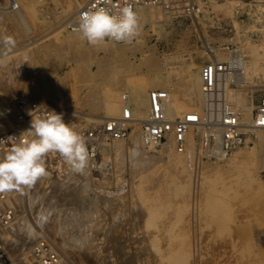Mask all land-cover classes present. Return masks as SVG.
Segmentation results:
<instances>
[{
  "label": "rangeland",
  "instance_id": "1",
  "mask_svg": "<svg viewBox=\"0 0 264 264\" xmlns=\"http://www.w3.org/2000/svg\"><path fill=\"white\" fill-rule=\"evenodd\" d=\"M13 1L0 0V5L12 7ZM17 2L30 30L17 27L19 31L10 33L16 39L14 48L37 42L25 60V75L6 87L53 104L58 101L54 109L64 112L77 131L89 118L98 122L121 116L104 111L105 90L119 91L125 105L128 84L135 78L146 79L149 92L169 89L181 99L192 96L195 89L188 77L215 61L211 55L217 59L219 51L225 54L216 61L231 62L234 72L232 54L245 63V82L235 77L227 86L237 114L243 117L251 110L253 117L264 97V0H157L147 6L149 16L139 22L131 42L106 39L97 44L75 30L68 13L70 5L80 9L85 0ZM11 14L0 17V33L13 26ZM225 104L224 98L216 101L215 114L209 115L205 103H196L206 116L194 128L195 144L185 163L172 154L188 152L174 144L149 150L140 126L132 132L131 127V136L112 141L108 156L101 148L93 158L88 147L82 173L73 171L63 157L48 159L47 168L64 177L45 175L33 187H23L24 192L13 190L24 193L13 202L34 236L20 259L19 250L11 254L21 264H35L32 247L47 235L62 264H170L168 255L177 249L185 251L186 264H264V142L257 144L247 127L227 142L221 123ZM253 151L259 161L250 157ZM139 188H145L142 192L151 200L143 199ZM54 194L57 201L45 220L36 210L39 198L43 203Z\"/></svg>",
  "mask_w": 264,
  "mask_h": 264
},
{
  "label": "built area",
  "instance_id": "2",
  "mask_svg": "<svg viewBox=\"0 0 264 264\" xmlns=\"http://www.w3.org/2000/svg\"><path fill=\"white\" fill-rule=\"evenodd\" d=\"M156 1L157 0H85L84 4H82L78 10L77 23L79 15L84 11L92 9L93 5L107 6L113 11H118L119 7L130 3L136 12H138L141 5H152L155 4ZM174 1L170 0V3ZM12 5L14 9L18 8V3L16 1H14ZM232 69L233 66L231 62L213 61L205 64L202 72L204 103L206 108L211 110L209 115L215 114L216 101L219 99L222 100L223 98L226 101L222 114L224 121L222 120L221 123L223 125L222 132L226 136L225 139L227 142L234 139L232 136L238 130L246 131L248 129L247 131L250 135L254 134L255 131H264V97L261 98L249 126H243L239 121L237 112L227 104V97L224 94L222 83L226 74ZM5 97L13 104L15 113L13 123L5 124L3 121V114L0 110V156L10 148L11 141L17 142L20 138L19 136L28 130L27 124H30L32 119L29 110L35 109L38 106V111H44L45 106L54 109V104L46 99L34 98L29 94H21L0 85V103L5 100ZM167 97L168 92L166 90L156 89L151 92V109L148 116L140 123V127L147 144L158 145L166 143L173 137L178 149L183 151L185 149L187 131L192 125L196 126L202 123L206 115L204 113L199 114L198 112H193L183 114L179 117L170 116L164 107V100ZM120 117L121 118L106 117L105 120H100L98 122H85V126H82L78 131L86 141L92 152L91 156L93 158L101 152L100 150L103 145L109 144L117 139H122L130 133L132 127L130 121L132 116L129 108H126L125 113ZM65 120L70 122L69 117L65 118ZM244 127H247V129ZM24 135H30V133H24ZM46 157V175L58 174L57 172H59V170L47 168V160H52L54 157L62 158V156L58 152H50ZM23 194L16 193V191L13 190L0 191V228H7L13 223L17 216L15 207L16 202H13V200L16 196H23ZM31 251V256L35 264H62L63 260L61 254L55 249L53 241L47 235H42L34 244ZM0 264H19L13 258L7 244L2 240H0Z\"/></svg>",
  "mask_w": 264,
  "mask_h": 264
},
{
  "label": "bare ground",
  "instance_id": "3",
  "mask_svg": "<svg viewBox=\"0 0 264 264\" xmlns=\"http://www.w3.org/2000/svg\"><path fill=\"white\" fill-rule=\"evenodd\" d=\"M17 2V0H15ZM10 2V1H9ZM12 2V1H11ZM14 2V1H13ZM18 3V8L14 9L13 7L11 6H1L0 5V17L2 16H6L5 14L9 13H13L11 14L14 15L12 16V23L13 26L11 27L10 25V29L9 31H5L3 30L0 35H13V34H10V33H13L17 27H20V28H23L25 30H30V24L28 22V19L26 18V14L23 12L21 6H20V3ZM74 2H72L73 4ZM83 3V2H82ZM9 4V3H8ZM13 6V5H12ZM147 6H150L149 4H145V5H141L138 9V19H139V22L141 21H144L146 19V16H149V12L146 10ZM6 10H5V8ZM81 7V6H79ZM12 8V9H11ZM78 4H73V5H70L69 7V10H68V13L70 16V19H73L74 18V22L72 25H74L76 28L75 30L80 32L77 28V14H78ZM7 18V17H6ZM70 21V20H69ZM68 21V22H69ZM72 22H70L71 24ZM2 26V25H1ZM6 27V26H5ZM8 29V28H7ZM17 31H19L17 29ZM52 32V31H51ZM55 32V31H54ZM57 32V30H56ZM16 33V32H15ZM17 34V33H16ZM53 35V33H52ZM50 36V34L48 35ZM15 37V36H14ZM41 38V37H40ZM36 39V38H35ZM109 40H112V39H109ZM37 42V40L35 41H31L30 44L28 45H25V46H21V47H16L14 49H11L10 51H7L6 54H2V50L1 53H0V85L4 86L5 88L6 85L8 84H11L13 83V80H19V78L23 77L22 75H25L23 74L22 70L25 67L26 65V62L25 60L27 59V57H29V54L31 53V51H33V49L35 48L34 44ZM32 45V46H31ZM64 47V46H63ZM31 48H33L31 50ZM47 50V49H46ZM48 53L51 52L50 50H47ZM62 51V50H61ZM226 51V50H225ZM232 52V51H231ZM240 53V52H239ZM238 53V54H239ZM47 54V53H46ZM223 54H225L224 52H217L216 53V56H217V59H214L213 55H211V58L212 60H218L220 59L221 57H223ZM233 56L231 58H233V60L237 63V71H230L226 74V77L224 78V81L222 83V86H223V90H224V94L226 95L227 97V100H229V106L231 105V97H230V89L227 88L230 80H232L233 78H238L240 80L243 81V79L245 78L244 77V70H245V63L242 62L238 56H235L234 54H232ZM241 55V54H240ZM225 56V55H224ZM47 58V57H45ZM232 60L233 64H234V61ZM31 62V61H30ZM35 63H38L36 60L34 61ZM209 63V62H207ZM28 66V65H27ZM205 64L199 69L197 70H194L190 76L188 77L189 78V82H190V86L195 89V92L192 96L190 97H187V98H184V99H181V98H178L177 96H175L174 93H171V91L169 89H165L167 92H168V97L164 100V107L166 109V111L168 112V114L170 116H174V117H177V115H183L182 113H185V114H189V113H193V112H198L199 114H202L203 112L200 110V108H196V103H201L203 104L204 103V94H203V84H202V72H203V68H204ZM29 68V67H28ZM35 68V67H34ZM25 71H28L25 70ZM45 72V71H44ZM30 74V73H29ZM35 74V73H34ZM44 75V74H43ZM242 77V78H241ZM234 80V79H233ZM43 81V80H42ZM46 81V80H45ZM53 82V80H52ZM130 82V81H129ZM241 82V81H240ZM244 82H245V79H244ZM188 83V82H187ZM239 83V81H238ZM149 82L144 79V78H135L134 80H132L129 84H128V91L129 93L128 94H124L123 97L125 98V105H124V102H123V99L122 97L120 96V94L118 92H115L114 90L112 89H107L105 90V98L103 99V103H105V108H104V111L106 112V114L108 115H121L125 113V110L126 108H129L130 110V114L132 116V119L130 121V125L132 126V130L131 132L135 129L134 127H139L140 126V123L148 116L149 112H150V109H151V101H150V96H151V92H149ZM21 85V84H20ZM39 85V84H38ZM45 85V84H44ZM53 85V84H52ZM43 86V85H42ZM41 84L39 85V87H42ZM106 86V85H105ZM54 87V85L52 86ZM51 87V88H52ZM151 87V86H150ZM51 88L48 89L51 90ZM60 88V86H59ZM187 88H189L187 86ZM104 89V88H103ZM186 89V88H185ZM187 90V89H186ZM20 91V90H19ZM52 91V90H51ZM54 91V90H53ZM59 91V90H58ZM22 92V91H21ZM57 92V91H56ZM54 92V93H56ZM124 93V92H123ZM64 98V97H63ZM52 99V98H51ZM234 99V98H233ZM64 101V99H63ZM239 103H240V99L237 100ZM236 101V102H237ZM52 102V101H51ZM55 102H58V101H55ZM54 102V104H55ZM53 103V102H52ZM64 103V102H63ZM62 103V104H63ZM102 103V104H103ZM58 104V103H57ZM61 104V105H62ZM63 106V105H62ZM201 106V105H200ZM60 107V106H58ZM57 107V108H58ZM102 107V105H101ZM199 107V106H198ZM231 107L233 108V110L237 111V109L235 108V104L234 106L231 105ZM62 108V107H60ZM206 108V107H205ZM82 109V107H81ZM0 110H1V113L3 114V121L5 124H11L13 123V119H14V113H15V108L13 106V104L9 101V99H7V97H5V100H3L1 103H0ZM63 110V109H62ZM61 110V111H62ZM64 113V112H63ZM69 113V112H68ZM64 115V114H63ZM69 115V114H68ZM246 116H239V121L241 124L244 125H247L249 126L250 123L252 122V112L250 110V112H245ZM66 116V115H65ZM94 117H98L100 118L101 116H98L97 114L94 115ZM90 117V116H89ZM106 117V116H105ZM110 117V116H109ZM113 117V116H112ZM114 117H118V118H121L120 116H114ZM66 118V117H65ZM88 119V118H87ZM94 119L93 118H89L88 119V123L90 122H93ZM97 121V120H96ZM242 121H245L244 123H242ZM95 122V121H94ZM247 122V123H246ZM246 123V124H245ZM29 124V123H28ZM28 129L30 127V124L28 125ZM199 125V124H198ZM197 127V126H196ZM200 127V126H198ZM134 128V129H133ZM194 128L195 126L192 125L191 128L187 131V134H186V141H185V149L181 152H188L187 155L188 156H184L183 154L179 153V152H176L175 154H172L174 155L175 159L180 162V163H185L187 157L189 158V156L191 155L192 153V148L195 144V131H194ZM139 130V129H138ZM242 131V130H241ZM141 132H142V129H141ZM132 135V133H129V135ZM134 134V133H133ZM140 134V133H139ZM143 134V133H142ZM197 134V133H196ZM130 135V136H131ZM141 135V134H140ZM248 135V134H247ZM139 136V135H138ZM254 136L257 137L258 139V143L260 146H263V142H264V131H255L254 133ZM122 139H125L122 138ZM140 139H141V136H140ZM119 140V139H118ZM144 141V142H143ZM142 142L145 144V146L147 148H149V150L151 151H156L157 148L156 146L157 145H151V144H147L145 139L143 138ZM113 142H110L109 144H111ZM109 144H105L103 145L101 148L103 149L104 153L108 156V152H109ZM163 145H170V144H174L176 145V141L173 139V137L166 143H162ZM173 146V145H172ZM170 147V146H169ZM177 147V146H176ZM174 148V147H173ZM178 148V147H177ZM176 148V150H177ZM101 151V150H100ZM245 156V155H244ZM253 161H259L260 159V155L258 154L257 151H253L251 153V156ZM190 159V158H189ZM250 160V159H249ZM246 161V160H245ZM261 161V160H260ZM61 175V174H59ZM58 175V176H59ZM69 175V174H68ZM63 176V175H61ZM66 176V175H65ZM70 176V175H69ZM55 177V176H54ZM64 177V176H63ZM62 177V178H63ZM68 177V176H66ZM53 180V177L51 178ZM55 179V178H54ZM63 180V179H62ZM61 180V181H62ZM60 181V180H59ZM57 182H58V178H57ZM66 182V180H65ZM60 183V182H59ZM64 183V182H62ZM60 183V184H62ZM63 186L66 188V186L63 184ZM70 186L72 187V185L70 184ZM69 186V187H70ZM33 187V186H31ZM30 187V189H31ZM61 187V186H60ZM64 188V189H65ZM74 188V186H73ZM72 188V189H73ZM141 188V187H140ZM139 188V189H140ZM32 190V189H31ZM30 190V191H31ZM69 190V188L67 189ZM75 190V189H74ZM78 190V189H77ZM80 190V189H79ZM141 190V189H140ZM142 190H144L143 192H145V188ZM141 190V195L143 197V199H145L146 201H149L151 200L150 198L147 197V195H145V193H143ZM70 191V190H69ZM139 191V190H138ZM147 191V190H146ZM24 192V191H23ZM65 192V191H64ZM71 192V191H70ZM81 192V191H80ZM60 193V192H59ZM75 191L73 192V195H74ZM76 193H79V192H76ZM151 193V192H150ZM71 194V193H70ZM68 194V195H70ZM148 194V193H147ZM39 195L38 192H35V196ZM55 195V199L53 198H49L47 200H44V202L42 203V200L39 198V204H38V208L36 209L38 212H40L39 214H41L40 216L43 217V219L45 220H48V214H49V209L51 207H53L55 204V201H57V198L58 196ZM61 195V194H60ZM63 195V193H62ZM66 195V194H65ZM64 195V196H65ZM149 195V194H148ZM41 196V195H40ZM53 196V195H52ZM81 196V194H80ZM39 197V196H38ZM57 197V198H56ZM71 197V195H70ZM77 197V196H76ZM19 200H20V196H18ZM25 198V196H24ZM64 198V197H63ZM67 199H72V198H69V197H65ZM80 198V197H79ZM23 199V198H22ZM75 199V198H74ZM149 199V200H148ZM18 200V201H19ZM17 201V202H18ZM65 201V200H64ZM25 202V201H24ZM37 202V201H36ZM35 202V203H36ZM77 202V201H76ZM69 203V201H68ZM22 204L21 202H19V205ZM25 204V203H24ZM37 204V203H36ZM59 204V203H58ZM67 204V202H66ZM65 204V205H66ZM62 205H64V203L62 202ZM72 205V204H71ZM151 205V204H150ZM37 207V206H36ZM156 210V209H155ZM25 212V211H24ZM30 212V211H29ZM22 214V213H21ZM25 214V213H24ZM38 214V215H39ZM152 214V213H151ZM155 215V214H154ZM20 215H17L15 220L13 221V223L7 227V228H0V240L4 241L7 246H8V249H10V252L11 253H14V251H18L19 250V253H18V258H19V255L21 256V254H25V248L27 249V244L30 242L31 240V236H34V233H32V229H31V225H26L24 224V219L23 221L20 219L19 217ZM41 217V218H42ZM181 217V216H180ZM22 218V217H21ZM40 218V219H41ZM35 219V218H34ZM67 219V218H65ZM69 219V218H68ZM37 220V219H36ZM72 220V219H71ZM39 221V220H38ZM68 221V220H67ZM67 221L65 223H67ZM28 222V221H27ZM71 222V221H68V223ZM66 225V224H65ZM69 225V224H68ZM64 226V225H63ZM68 228V227H66ZM64 228V229H66ZM183 228V227H182ZM63 229V227H62ZM69 230V229H68ZM37 230H34L33 232H36ZM67 231V230H66ZM61 233H64L65 232H61ZM180 233V232H179ZM33 234V235H32ZM36 234V233H35ZM66 235V234H65ZM64 236V235H63ZM176 236V235H175ZM2 237V238H1ZM62 237V236H61ZM62 239V238H61ZM184 239V238H183ZM55 240V239H54ZM175 240V238H174ZM155 241V240H154ZM31 243V242H30ZM56 243H59V241H57ZM61 243V242H60ZM62 244V243H61ZM186 244V243H185ZM29 245V244H28ZM63 245V244H62ZM61 245V246H62ZM157 245V244H156ZM26 246V247H25ZM160 247V246H159ZM29 248V247H28ZM181 248V247H180ZM182 249V248H181ZM185 249V248H184ZM158 250V249H157ZM65 251V250H64ZM176 251V250H175ZM171 252L168 257H169V262L170 264H177L179 261L182 262V264H186L187 263V260H186V253H181L178 252L179 250L177 249L176 252ZM160 252V251H159ZM15 254V253H14ZM13 254V255H14ZM12 255V256H13ZM16 255V254H15ZM23 257V255H22ZM32 257V256H31ZM130 257V256H129ZM13 258L19 263L21 264L20 262L22 260H20V262L17 260L18 258H16L15 256H13ZM21 258V257H20ZM19 258V259H20ZM24 259V258H22ZM130 260V259H128ZM134 260V259H133ZM24 261V260H23ZM127 262V261H126ZM125 262V263H126ZM23 263V262H22ZM27 263V262H25ZM130 264V263H129ZM181 264V263H180Z\"/></svg>",
  "mask_w": 264,
  "mask_h": 264
},
{
  "label": "clouds",
  "instance_id": "4",
  "mask_svg": "<svg viewBox=\"0 0 264 264\" xmlns=\"http://www.w3.org/2000/svg\"><path fill=\"white\" fill-rule=\"evenodd\" d=\"M138 13L128 3L113 11L107 6L93 5L78 17L77 28L91 44L112 39L131 42L139 32ZM16 45L13 35H0V49L6 54ZM39 106L29 110L30 127L17 142L0 156V191L22 190L34 185L47 174L45 157L58 152L75 172L82 173L88 164L86 141L74 126L55 109ZM30 133V135H24Z\"/></svg>",
  "mask_w": 264,
  "mask_h": 264
}]
</instances>
